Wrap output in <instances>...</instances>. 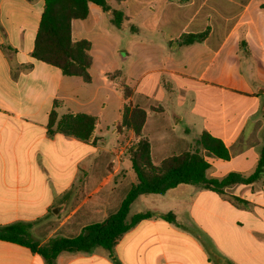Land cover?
I'll use <instances>...</instances> for the list:
<instances>
[{"label": "crops", "instance_id": "1", "mask_svg": "<svg viewBox=\"0 0 264 264\" xmlns=\"http://www.w3.org/2000/svg\"><path fill=\"white\" fill-rule=\"evenodd\" d=\"M106 1L116 3L117 7L110 6L122 12L123 21L131 22L130 30L175 38V48L184 49L185 61L197 68L194 75H187L180 62L168 60L171 64L143 71L138 79L155 72L165 78L183 76L223 93V99L246 101L239 111L213 110L208 126L201 113L192 111L187 118L183 111L173 110L170 115L154 95L142 88L134 91L129 102L146 113L141 134L150 143L153 164L192 149L195 140L185 142L186 137L161 119L170 115L172 124L193 126L194 115L199 119L196 140L208 132L229 154L227 160L209 156L206 176L250 175L264 146V0ZM88 8L86 19L71 21L72 41L85 39L87 19L92 18L97 29L101 24V8L94 3ZM43 9V0H0V226L31 224L30 234L39 243L76 236L86 225L103 221L134 182L123 192L130 181L127 147L132 131L112 128L116 137L128 135V143L121 141L110 152L101 146L98 92L113 87L107 73L99 67L95 74L92 59L85 81L32 56ZM185 34H201L204 39L184 45L178 38ZM186 86L176 87L186 91ZM135 95L143 106L133 104ZM52 109L59 116L96 117L95 143L61 133L48 136ZM124 148L126 158L120 156ZM224 164L229 166L221 171ZM146 200L150 205L135 213H171L174 220L153 215L123 233L111 251L96 246L87 252L61 253L55 264H264V173L252 183L226 187L224 194L179 184L164 194L140 195L131 206ZM0 264L46 262L26 247L0 240Z\"/></svg>", "mask_w": 264, "mask_h": 264}, {"label": "trees", "instance_id": "2", "mask_svg": "<svg viewBox=\"0 0 264 264\" xmlns=\"http://www.w3.org/2000/svg\"><path fill=\"white\" fill-rule=\"evenodd\" d=\"M117 2L122 0H116ZM44 9L34 39L32 56L39 61L58 68L63 75L82 77L89 81L88 69L92 63L90 42L86 39L72 41L71 21L88 17L90 3L98 5L104 13L112 16L115 26L123 21L122 12L112 8L106 0H43ZM182 44L202 41L203 35L185 34L180 36ZM121 87V118L114 123L117 132L132 131L133 141L127 147L131 169L135 181L129 186L116 211L110 213L103 221L86 225L79 234L72 237H55L39 243L32 238L28 223H12L0 226V240L26 247L44 259L46 264H55L61 253L87 252L100 246L108 251L116 245L123 233L139 221L153 215L173 221L171 213L160 214L139 212L127 219L130 206L140 195L164 194L179 184L193 185L224 194V189L234 184H249L264 173V146L254 171L248 176L230 172L222 178H209L206 170L210 164L200 153V149L213 156L227 160L228 150L222 141L208 132H202L195 141V148L179 154L168 156L153 164L150 143L141 134L146 113L138 106H131L129 98L132 91L126 85ZM97 118L87 114L66 113L58 115L55 109L49 113L47 135L61 133L86 143H95L94 130Z\"/></svg>", "mask_w": 264, "mask_h": 264}, {"label": "rangeland", "instance_id": "3", "mask_svg": "<svg viewBox=\"0 0 264 264\" xmlns=\"http://www.w3.org/2000/svg\"><path fill=\"white\" fill-rule=\"evenodd\" d=\"M110 5L117 7L115 2H112ZM150 6L156 9V6ZM102 14V21L98 29L92 18L85 21L87 28L85 32L86 36L84 37L90 42L89 53L93 59V72L97 74V69L101 67V69L107 73L106 75L113 81V87H111V89H101L98 92V98L100 97L98 107H102L101 115H99V129L103 135L101 146L105 151L110 152V149L118 147L121 141L123 145H126L129 141L128 135L122 134L116 137L115 133L111 132L112 128H114L113 122L120 121L121 118L120 108L122 101H120V85H126L132 91V94L134 91L142 88V91L154 95L158 103L165 108L170 115L173 110L183 111L184 114L187 115V118L192 111L201 113L208 126L211 125V121L214 118L211 114L213 110L217 109V111L221 113V110L230 112L231 110L239 111L245 108L246 101L243 99L240 102L229 101L227 98L223 99L221 95L223 93L204 86L195 85L183 76H170L169 78H165L163 75L160 76V72H155L146 74L142 79H138V77H141L143 71L151 70L153 67H162L166 62L171 64L168 60L180 62V65H178L179 68L185 71L187 75H194L197 68L196 66H190V64L185 61L184 49L175 48V38H169L157 32L154 33V35L137 33L128 28L127 24H131V22L126 21H122V25L117 27L113 24L111 15L108 13ZM169 33H173L172 29H169ZM192 64L196 63L193 61ZM167 82L170 86L165 85ZM184 84L187 85L186 91H179L176 86L182 89ZM89 88L92 94V89L91 87ZM177 98L181 99V103ZM138 99V95H135V97L132 98L133 104L140 103V105L143 106V102H138ZM184 114L182 117L185 116ZM170 115H165L164 118L161 119L162 123L164 125L174 126L176 134L182 135L184 138L186 137L187 139L185 142L187 143H190L191 139H195L192 144V149H194L196 137L198 136V117L194 115L190 117L196 121V125L183 126L180 122L177 125L172 124L170 122L172 120ZM181 127L186 128L189 132L186 134L179 132L177 129ZM226 135L232 136L234 134ZM163 153V155L167 156L176 152ZM201 153L206 159L209 156H213L203 149H201ZM120 156L122 158L127 157L125 148ZM228 166L229 165L224 164L221 167V171H224ZM213 170L214 169L211 171ZM218 170H220V168H218ZM128 174L127 176L130 181L125 183L126 187L123 192L127 190L131 181H135L134 173L130 167ZM149 205L150 200L136 201V203L131 206L127 219L138 210L146 209Z\"/></svg>", "mask_w": 264, "mask_h": 264}]
</instances>
